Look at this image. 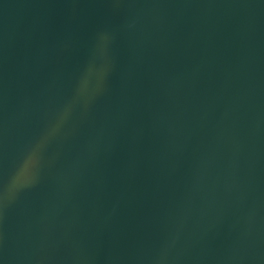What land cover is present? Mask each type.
<instances>
[{"label": "water", "instance_id": "95a60500", "mask_svg": "<svg viewBox=\"0 0 264 264\" xmlns=\"http://www.w3.org/2000/svg\"><path fill=\"white\" fill-rule=\"evenodd\" d=\"M0 264H264V0H0Z\"/></svg>", "mask_w": 264, "mask_h": 264}]
</instances>
